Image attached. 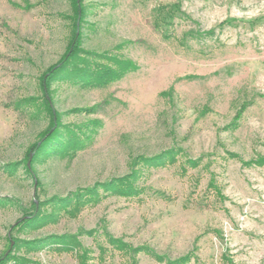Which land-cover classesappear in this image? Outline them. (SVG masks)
I'll list each match as a JSON object with an SVG mask.
<instances>
[{
  "label": "rangeland",
  "instance_id": "obj_1",
  "mask_svg": "<svg viewBox=\"0 0 264 264\" xmlns=\"http://www.w3.org/2000/svg\"><path fill=\"white\" fill-rule=\"evenodd\" d=\"M73 1L0 0V264H81L84 250L131 264L118 243L143 249L135 264H264V0H83L82 56L135 67L103 86L57 78L55 119L82 144L32 164ZM133 175L132 194L103 186ZM77 193L78 210L55 211ZM37 208L57 216L23 224Z\"/></svg>",
  "mask_w": 264,
  "mask_h": 264
},
{
  "label": "trees",
  "instance_id": "obj_2",
  "mask_svg": "<svg viewBox=\"0 0 264 264\" xmlns=\"http://www.w3.org/2000/svg\"><path fill=\"white\" fill-rule=\"evenodd\" d=\"M72 12L74 14L73 19V25H72V39L69 45V48L64 55V57L61 59V61L54 65L49 69L47 73H44L42 76V88L44 92V103L43 106L45 110L50 113V128L46 131L43 138L40 140V142L36 143L32 146L30 149V156L31 163H35L37 161H40L42 158L47 157L50 153L58 152L60 154H64L68 152L70 149H77L80 147V144H82L79 136L77 135V131H81L80 128L77 129H71L69 127H63L61 128V121L60 117L56 113V119H55V113H54V107L51 105L50 100L48 99V95L50 96L51 93V85L57 78H63L68 82H72L74 84L82 83L84 85H90V86H103L107 85L108 83L114 82L120 78H122L129 70L133 69L135 66L134 64L129 60H123L119 57H106L103 55L98 54H91L87 52L85 56H82L83 51L81 50L80 43H81V35L76 36V33L78 30L81 29V24L85 15V9L83 7V0H80L78 3L77 0H74L72 2ZM180 11V6L174 5L171 8H163L160 10L157 20L159 22V25H166L169 26L173 24V20L176 18L177 13ZM79 23V24H78ZM92 57V58H87ZM96 59H107L108 61L105 64L100 63V61H96ZM46 87V88H45ZM52 98V97H50ZM62 130H66L67 133L70 135L71 139L64 142H60V137L62 135ZM92 132V131H91ZM57 145L58 148H57ZM173 151L168 152L165 156H169L168 154H173ZM157 159V158H156ZM160 159V157H159ZM151 162L154 161V159H149ZM158 160V159H157ZM156 161V160H155ZM154 161V162H155ZM135 180V176H128L123 177L122 179H119L117 181H112L111 183L104 184L105 188L107 190H115L124 192L126 194H132L134 189L133 182ZM97 191L95 189L91 190L92 195H95ZM81 193L74 194L72 197H68L64 200H62L59 204L52 203L53 208H55V211H59L62 209H65L66 202H69L68 205L72 206L75 205L74 208L79 209L81 204H84L85 201H82ZM92 198V196H91ZM66 205V206H68ZM62 208V209H61ZM71 212H73L71 210ZM57 214L54 212L51 214H44L41 212L39 208L36 209L35 212L31 214V216L26 220L24 218L23 224L31 225L37 222L38 224H44L48 219H53L56 217ZM22 222L18 223L20 225ZM64 246H68L69 248H74L75 246L79 245V242L76 241L75 237H69V238H63L59 240ZM114 244H116L113 241ZM17 243H15V246ZM117 247L119 250L123 251L124 254L129 256L133 262L131 264H135V255L138 254L143 249H132L129 248L125 244H117ZM87 256L88 251H83L82 255L79 257L81 260V264H87ZM161 261H166L167 264H189L190 258L186 257L180 260H169L164 259V257H159Z\"/></svg>",
  "mask_w": 264,
  "mask_h": 264
},
{
  "label": "water",
  "instance_id": "obj_3",
  "mask_svg": "<svg viewBox=\"0 0 264 264\" xmlns=\"http://www.w3.org/2000/svg\"><path fill=\"white\" fill-rule=\"evenodd\" d=\"M77 36H78V34H77Z\"/></svg>",
  "mask_w": 264,
  "mask_h": 264
}]
</instances>
